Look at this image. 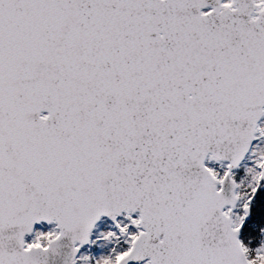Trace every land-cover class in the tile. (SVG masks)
I'll use <instances>...</instances> for the list:
<instances>
[{
    "label": "snow or ice",
    "instance_id": "1",
    "mask_svg": "<svg viewBox=\"0 0 264 264\" xmlns=\"http://www.w3.org/2000/svg\"><path fill=\"white\" fill-rule=\"evenodd\" d=\"M0 264H264V0H0Z\"/></svg>",
    "mask_w": 264,
    "mask_h": 264
}]
</instances>
